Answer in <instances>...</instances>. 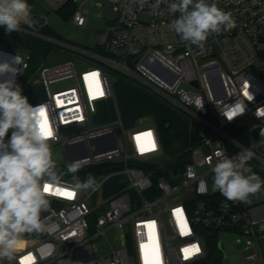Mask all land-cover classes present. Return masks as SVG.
I'll use <instances>...</instances> for the list:
<instances>
[{
  "label": "built area",
  "instance_id": "2783aa9c",
  "mask_svg": "<svg viewBox=\"0 0 264 264\" xmlns=\"http://www.w3.org/2000/svg\"><path fill=\"white\" fill-rule=\"evenodd\" d=\"M40 1L50 12L71 10V22L85 28L96 0ZM108 1L114 18L97 35L103 52L68 46L91 57L89 65L81 60L78 66L72 56L45 62L26 79L30 55L0 46V62L19 61L13 64L18 74L0 75V82L14 79L19 86L44 89L46 99L32 105L40 108L41 125L57 137L49 141L50 149L63 147L70 164L79 166L77 172L107 167L96 180L99 189L124 176L111 198L95 207L92 198L99 189L77 191V182L59 178L45 184L51 193L50 207L41 212L45 231L22 234L13 257L0 258V264H192L207 255L205 231L218 233L219 239L233 234L247 253L242 264H264V213L254 215L261 205L252 201L263 194L243 203L212 190L218 151L232 159L251 151L246 166L259 176L264 171V80L258 73L264 0H215L232 13L236 26L210 35L203 48L168 27L180 15L169 13L168 5L178 0H165L157 14L156 0ZM112 73L154 93L187 121L174 156L166 155L158 127L93 125L97 106L114 100ZM166 170L173 176L167 177Z\"/></svg>",
  "mask_w": 264,
  "mask_h": 264
},
{
  "label": "clouds",
  "instance_id": "9594fccd",
  "mask_svg": "<svg viewBox=\"0 0 264 264\" xmlns=\"http://www.w3.org/2000/svg\"><path fill=\"white\" fill-rule=\"evenodd\" d=\"M145 0H140L143 4ZM165 0H156L152 5L153 13ZM191 6V10H189ZM169 13L179 12L168 27L180 35L190 45L204 47L210 35H221L236 26L231 12H225L217 6L215 0H178L168 5ZM22 23L35 27L38 21L32 18V6L27 0H0V27L6 34L22 30ZM18 58L0 62V75L18 74ZM39 106H33L22 95L21 87L14 79L0 82V258L11 259L17 251L24 233L45 231L41 212L50 207V192L45 184L56 181L51 171L55 164L52 160L49 141L57 139L55 133L49 134L48 125H41L38 117ZM12 129L5 143V137ZM260 135L264 136V128ZM217 162L212 167V190L229 201L251 203L249 197L261 191L264 180L246 166L254 153L240 154L236 159L222 152L214 153ZM79 166H68L69 173H76ZM245 173H248L245 175ZM45 176L49 180H43ZM43 181V183H42ZM100 187L92 173L87 180L77 182V191H96Z\"/></svg>",
  "mask_w": 264,
  "mask_h": 264
},
{
  "label": "rangeland",
  "instance_id": "374dc122",
  "mask_svg": "<svg viewBox=\"0 0 264 264\" xmlns=\"http://www.w3.org/2000/svg\"><path fill=\"white\" fill-rule=\"evenodd\" d=\"M29 1L30 0H27L28 3ZM108 3V0H96L89 16L90 24L85 28H80L71 22V16L66 18L64 12H50L40 0H34V2L30 4L32 6V11L36 12L41 18H43L49 28L58 35V39H45L47 37L39 36L54 44L52 53L47 62H49V64H57L64 60L71 59L72 56H76L78 59V62L75 59L78 66H80L79 61L81 62V60L83 66L89 65L90 62H93L91 57L71 49L68 46L88 53L97 54L103 52V49L97 44V35L102 32V30L105 29L109 22L114 18L112 7L109 6L106 8ZM96 4H100L101 7L96 6ZM21 28L23 31H27L24 30L25 28ZM0 46L10 48L7 45V38L1 31ZM21 53L24 52L21 51ZM32 73L29 71L26 79H28ZM111 82L117 107H115L113 100L111 101L109 108H104L98 105L97 114L92 118L93 125L102 126L114 124L118 123L119 120H122L124 128L127 129V124L129 123H137V126L140 125L138 124L140 119L143 120L145 125L149 123L158 125L161 121V112L164 113L163 116L173 120V130L177 131L178 126H183V122L185 126H187V121L180 113L175 111L171 104L159 99L160 97L158 98L157 96H154V93L145 90L142 86H139L130 79L120 78L115 73H112ZM20 87L22 89V95L28 98L30 104L43 102L46 99L44 89L40 85L26 87L21 84ZM116 126H118V124H116ZM162 141L176 142L177 140H175L172 137V134L169 133L162 135ZM177 148L179 149L181 146L178 145ZM171 149L172 148L165 149L168 157L174 156L177 152L176 149L170 151ZM50 150L54 163L62 164L67 167L70 165L63 147L54 146ZM123 180L124 176L120 175L106 181L93 196L92 207L110 199ZM146 197L149 198L148 195H146ZM252 201L258 205L264 206L263 195L258 194L253 196ZM91 222H94V220L91 219ZM220 239L227 256L226 260H223L221 264H242L247 253L243 251V246L236 244V236L233 234H222L220 235Z\"/></svg>",
  "mask_w": 264,
  "mask_h": 264
},
{
  "label": "trees",
  "instance_id": "16d2710c",
  "mask_svg": "<svg viewBox=\"0 0 264 264\" xmlns=\"http://www.w3.org/2000/svg\"><path fill=\"white\" fill-rule=\"evenodd\" d=\"M33 2L34 0H30L28 4L30 5ZM63 12L65 13L66 18H69L73 14L71 10H66ZM32 18L35 21H38L35 27H29L27 23L21 25V27L25 28L24 30L29 32H25L22 29L20 32H13L8 35L6 34L5 29L0 27V31L7 38V45L11 49L17 50L19 52L22 51L30 55V73H32L38 66L49 60V56L51 55L54 47V44L44 40L41 37L58 39V35L52 29H50L44 19L34 11H32ZM258 73L264 80V53L260 57ZM54 164L55 167L51 171L54 173L56 178L80 183H83L87 180L88 173H92L95 177V180H97L101 173L108 170L107 167H101L89 172L69 173L67 166L57 163ZM260 177L262 180H264V171H261ZM260 192L264 196V187H262ZM205 235L210 243L207 249V255L202 260L192 264H221V262L224 260V256L219 248L218 233L205 231Z\"/></svg>",
  "mask_w": 264,
  "mask_h": 264
},
{
  "label": "crops",
  "instance_id": "0c3cea01",
  "mask_svg": "<svg viewBox=\"0 0 264 264\" xmlns=\"http://www.w3.org/2000/svg\"><path fill=\"white\" fill-rule=\"evenodd\" d=\"M113 101H114L115 107H117L115 99ZM110 105H111V101L103 103L101 105V107H104V108L108 107L109 108ZM163 114L164 113L160 112V117H161L160 120L161 121L158 123V125L151 124V123L145 125V123H143V120L140 119L139 122H138V124H140V125L137 126V123H129V124H127V126H128L127 129H134V128H139V127H143V126L158 127L160 129V131H162L164 134L171 133L172 137L175 140H177L176 142L166 141L167 148H172L170 151H172L173 149H176V151H178L177 146L179 145L180 141H182V139H183L184 130H185L186 126H185L184 122L182 121L183 122V126L182 127L178 126V130L177 131L173 130V120L166 118L165 116H163ZM120 122L122 123V120H119L118 123L120 124ZM118 123H114V124H118ZM122 125H123V123H122ZM263 213H264V207L263 206L257 207L256 209L253 210V214L256 215V216H262ZM261 247H262V252H263V255H264V242L262 243Z\"/></svg>",
  "mask_w": 264,
  "mask_h": 264
},
{
  "label": "water",
  "instance_id": "95a60500",
  "mask_svg": "<svg viewBox=\"0 0 264 264\" xmlns=\"http://www.w3.org/2000/svg\"><path fill=\"white\" fill-rule=\"evenodd\" d=\"M113 137H114V135H113ZM83 147H84L85 154H87V149H86V147H85V146H83ZM72 149H73V147H68V148H67V151H68V152H71ZM164 174H165L167 177H172V176H173L172 173H171L170 171H168V170L164 171ZM219 248H220V250H221L222 253H223L224 260H226L227 256H226L225 249H224V246H223V243H222L221 239H220V241H219Z\"/></svg>",
  "mask_w": 264,
  "mask_h": 264
},
{
  "label": "snow or ice",
  "instance_id": "6c2138e0",
  "mask_svg": "<svg viewBox=\"0 0 264 264\" xmlns=\"http://www.w3.org/2000/svg\"><path fill=\"white\" fill-rule=\"evenodd\" d=\"M232 115H234V113ZM50 133H51V130L49 129V134ZM61 194H67V193H65L64 191H61ZM185 251L188 252L189 250H185ZM195 251H199V249H195Z\"/></svg>",
  "mask_w": 264,
  "mask_h": 264
}]
</instances>
